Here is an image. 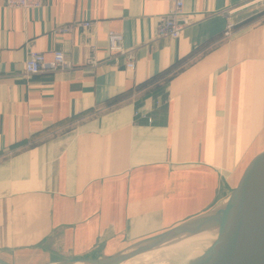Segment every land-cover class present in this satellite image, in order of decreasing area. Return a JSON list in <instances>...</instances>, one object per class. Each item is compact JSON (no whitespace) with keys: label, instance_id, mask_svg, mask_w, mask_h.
<instances>
[{"label":"crops","instance_id":"obj_1","mask_svg":"<svg viewBox=\"0 0 264 264\" xmlns=\"http://www.w3.org/2000/svg\"><path fill=\"white\" fill-rule=\"evenodd\" d=\"M253 1L185 0L175 39L157 35L170 0H0L1 257L115 256L204 217L264 166ZM110 30L135 69L109 50ZM32 49H62L69 66L27 74Z\"/></svg>","mask_w":264,"mask_h":264},{"label":"water","instance_id":"obj_2","mask_svg":"<svg viewBox=\"0 0 264 264\" xmlns=\"http://www.w3.org/2000/svg\"><path fill=\"white\" fill-rule=\"evenodd\" d=\"M253 186V187H252ZM251 187V194L255 196H264V166L258 168L255 172L250 174L236 190L233 201L236 211L231 222V226L212 244L210 249L201 254L189 264H195L200 260L207 259L213 256L216 252V247L222 244L232 246L230 253L226 256L224 261L220 264H264V218H262V226L257 227V219L250 209L239 206L237 197L241 196L247 188ZM243 197V195H242ZM260 224V225H261ZM165 239L149 242L141 247L131 251L129 256H134L151 250L162 244ZM123 253V252H122ZM122 253L109 258H75L69 259L68 262L85 261L98 262L103 261L105 264H114L121 261L127 255ZM0 264H15L10 260L0 256Z\"/></svg>","mask_w":264,"mask_h":264},{"label":"bare ground","instance_id":"obj_3","mask_svg":"<svg viewBox=\"0 0 264 264\" xmlns=\"http://www.w3.org/2000/svg\"><path fill=\"white\" fill-rule=\"evenodd\" d=\"M253 187V186H252ZM251 187L247 188L244 192H242L241 196L237 197L239 206L242 205L244 208H249L250 211L255 215L257 221V227L262 226V218H264V196H255L251 195ZM243 195V197H242ZM211 213L213 217V223H209L210 219H206L203 222L200 220V223L196 224H185L169 233L166 236H161V239H166L164 242L169 240L170 237L175 236H183L181 239L182 241L177 242L175 245H171V248L174 249H193L189 250L188 252L192 251L195 253L194 257L191 259V255L187 253V257L182 255L181 259L182 264H189L193 261V259L197 258L209 246L217 240L226 230L231 226V222L234 216V212L236 211L235 204L232 197L227 198L223 202H221ZM228 217V221H227ZM215 219V220H214ZM264 220V219H263ZM225 221V222H224ZM261 221V223H260ZM210 225L209 228L205 230H201L199 232H195V228L199 227V225ZM261 224V225H260ZM201 226V225H200ZM157 238L153 241L160 240ZM157 248V247H156ZM232 246L227 244H222L221 246L216 247V252L213 256L208 257L207 259L200 260L195 264H220L221 261L226 259V256L230 253ZM146 252V251H145ZM144 253V252H143ZM142 254V253H141ZM126 261V260H125ZM122 261V262H125ZM69 264H105L103 261L98 262H85V261H76Z\"/></svg>","mask_w":264,"mask_h":264},{"label":"built area","instance_id":"obj_4","mask_svg":"<svg viewBox=\"0 0 264 264\" xmlns=\"http://www.w3.org/2000/svg\"><path fill=\"white\" fill-rule=\"evenodd\" d=\"M171 9L159 16L157 25V35L159 37L179 38L182 31L190 23V15L185 11V0H170ZM9 6H20L29 8H39L43 5V0H7ZM90 23H86L89 25ZM234 23L229 22L225 31V36L232 33ZM60 31L65 32L69 26H61ZM123 35L115 30L108 33V48L115 54H123L126 57V67L135 69L136 62L132 52L124 46ZM69 66L65 52L62 49H56L52 59H47L44 52L32 49L25 61V72L27 74H37L41 72H54L65 69Z\"/></svg>","mask_w":264,"mask_h":264},{"label":"rangeland","instance_id":"obj_5","mask_svg":"<svg viewBox=\"0 0 264 264\" xmlns=\"http://www.w3.org/2000/svg\"><path fill=\"white\" fill-rule=\"evenodd\" d=\"M249 6L263 9L264 8L263 7L264 6V0H254L253 2L250 3ZM253 172H255V171H253ZM253 172L248 173L246 178L250 174H252ZM246 178H243V180L241 182L244 183ZM241 184H238L235 188H231V190H229L227 192L226 199L229 198V197L233 198L236 190H238V188L240 187ZM212 212H214V211L211 210L204 217L198 218L197 220L195 219V220L190 221V222H188L186 224H191L192 225V224L200 223V220L203 222L204 220H206V219L209 220L210 218L211 219H210L209 223L212 224L213 223V221H212L213 217L211 216ZM228 220L229 219L227 217V221ZM200 225H199V227L195 228V232H199L201 230H205V229L209 228V226H210L209 224L208 225H203V226H202V224H200ZM164 236H166V234ZM182 237L183 236L170 237L169 240H167L166 242H163L162 244L157 246V248H153V249L148 250V251L146 250V252H144L142 254L140 253V254H137V255H134V256H129L128 254H130L131 251H133L136 248L141 247V246L130 248L128 250H125L122 253L123 255H127V256L125 258H123L121 261L119 260V261L115 262L114 264H182V260H180L182 255L185 254V256L187 257V253H188V255L190 254L192 256L191 259L195 255V253H192V251H190V253L188 252L189 250H193V249H189L188 250V249H174V248H171L170 244L171 245L172 244L173 245L177 244V242L183 240V239H181ZM146 244H149V242H147ZM143 245H145V244H143ZM210 247L211 246H209L207 248V250H205L203 253L207 252L210 249ZM186 250H187V253H186ZM195 259H193V260H195ZM122 261H125V262H122ZM53 264H69V262H68V260H65V261L56 262V263H53Z\"/></svg>","mask_w":264,"mask_h":264}]
</instances>
